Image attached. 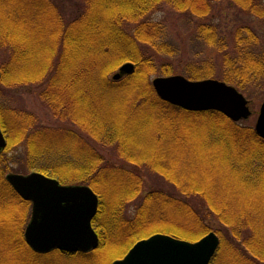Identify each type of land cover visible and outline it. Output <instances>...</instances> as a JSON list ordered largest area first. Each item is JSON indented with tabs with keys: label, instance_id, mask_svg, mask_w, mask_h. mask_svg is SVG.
I'll return each mask as SVG.
<instances>
[{
	"label": "trees",
	"instance_id": "obj_1",
	"mask_svg": "<svg viewBox=\"0 0 264 264\" xmlns=\"http://www.w3.org/2000/svg\"><path fill=\"white\" fill-rule=\"evenodd\" d=\"M224 2L246 18L233 29L210 21ZM163 5L195 18L199 39L220 56L200 68L189 65L186 77L216 78L250 98L249 84L264 80V45L248 19L264 24V0H0V127L7 137L0 208L11 211L7 226L0 223V258L6 247L9 264H112L116 246L127 253L153 229L197 241L210 232L209 216L229 229L218 232L221 244L210 264H264V140L221 113L186 111L157 96L149 76L158 67L145 49L155 38L145 29ZM162 48L153 49L170 52ZM125 62L135 64L134 73L112 80ZM28 86L42 87V103L63 126L39 125L2 92ZM93 143L161 176L177 194L154 188L139 200L143 179L137 170L109 162ZM22 145L19 169L86 184L97 193L98 250L39 254L27 245L29 202L4 179L10 150ZM130 203L136 210L127 218Z\"/></svg>",
	"mask_w": 264,
	"mask_h": 264
},
{
	"label": "water",
	"instance_id": "obj_2",
	"mask_svg": "<svg viewBox=\"0 0 264 264\" xmlns=\"http://www.w3.org/2000/svg\"><path fill=\"white\" fill-rule=\"evenodd\" d=\"M134 71L135 65L127 62L113 79L119 80ZM152 86L162 101L186 111H216L234 122L248 120L252 115L244 95L217 79L192 81L173 75L153 79ZM255 131L264 139V102ZM6 146L0 128V154ZM6 181L22 199L31 203V218L24 238L34 252L47 254L58 250L88 254L99 247L100 239L92 225L98 213L99 198L91 187L64 185L35 171L26 175L9 173ZM219 246L220 238L215 232L197 242L155 234L138 241L124 258L112 264H210Z\"/></svg>",
	"mask_w": 264,
	"mask_h": 264
},
{
	"label": "rangeland",
	"instance_id": "obj_3",
	"mask_svg": "<svg viewBox=\"0 0 264 264\" xmlns=\"http://www.w3.org/2000/svg\"><path fill=\"white\" fill-rule=\"evenodd\" d=\"M73 9H69V11H72ZM68 11V8H67ZM68 16V14H67ZM245 17L239 15L237 11L234 8V5H230L227 2L218 4L216 8L212 11L210 14V21L211 23L214 24H220L223 28H228V29H233L235 25L242 23V19ZM246 19V18H245ZM248 21L254 25L255 29L257 30L261 41L264 45V24L260 21H257L256 19L249 18ZM196 20L195 18L189 16V15H183L176 11L175 8L172 6L168 5H163L159 9H157L154 13L152 12L149 16V21L147 24L149 26L145 29L151 34H154L155 38L151 45V47L145 46V49L149 52V54L153 57V61L155 63V67H158L157 72H154V74H150L149 76V82H151L153 79L157 77H167V76H173V75H182L186 77V71H188V66L192 65L193 68H200V65L202 61L205 63H208L218 57L220 59V56H218L217 51L214 48H211L207 43H205L203 40L199 39L197 35V26H196ZM127 26L128 30L133 31L135 29V26L133 23H129ZM156 35V36H155ZM156 47V48H155ZM160 47H163L162 49H168L170 52H164V53H158L155 52L154 49H159ZM154 48V49H153ZM60 49V47H59ZM172 52V54H171ZM3 56H0V60L3 61L1 58ZM152 62V60H151ZM212 63V62H210ZM194 66V67H193ZM153 69L154 66H152ZM166 67V68H164ZM169 68L171 71L170 75H164L163 72H159V69L164 70ZM119 67L111 74V79L113 80V76L118 73ZM217 71V70H216ZM189 79V78H188ZM216 79V78H212ZM1 81V79H0ZM259 81V80H258ZM257 82V81H256ZM253 82L249 84L252 86L250 89L248 88L250 95V98L248 95L245 94V97L249 100L250 102V108L252 111V116L248 120H241L238 122H235L240 128L242 127H250L254 130L255 124L257 117L259 115L260 107L262 103L264 102V80L262 82ZM234 86V85H233ZM42 87L41 86H28V87H23L20 89H4L1 90L3 92L4 97L6 98V101L10 105H19L23 109H25L28 112L33 113L35 119L38 120L39 125L41 126H47V127H57V126H63L60 122H58L55 117H53L52 112L46 105H44L39 97L40 91ZM67 127V126H66ZM1 128V127H0ZM2 129V128H1ZM5 134V133H4ZM6 136V135H5ZM97 148H99V152L102 156L105 157L106 160L109 162H114L117 163V166L124 167L126 170L138 172L140 176L143 179V188H142V195L140 196L139 200L145 196V194L154 189H160L164 188L166 191L171 190L173 194H177L176 191L171 187V185L166 182L161 176H157L156 173L149 171L145 168L137 167L132 164L125 163L119 158H117L110 149L107 148H102V146L96 145L93 143ZM25 153V145L16 147L13 149V151L9 152V160L6 159L7 162H5L7 165V169L5 171L4 179L6 180V175L9 173H15V174H29L31 171L26 170V169H19L20 164L19 161L20 159L24 156ZM4 163V164H5ZM123 168V169H124ZM49 176V175H48ZM7 182V181H6ZM8 183V182H7ZM9 184V183H8ZM62 184L64 185H82L81 183H76V182H63ZM10 185V184H9ZM11 186V185H10ZM12 187V186H11ZM123 191H126L125 189H121ZM15 191V190H14ZM111 191V190H110ZM16 192V191H15ZM20 196V195H19ZM21 197V196H20ZM22 198V197H21ZM198 202L196 199L193 200ZM200 203V202H198ZM138 204V202H137ZM204 211L206 207H202ZM136 210V203L135 204H129V207L126 208L125 211V217L130 218L134 216ZM31 211H32V206L30 202L27 204V209L24 211V220L25 217L28 219V223L31 218ZM11 211L7 207H1L0 208V223L3 226H7L6 223L10 221L9 214ZM19 213V212H18ZM7 215L9 218H7ZM21 212L19 213V218H21ZM14 216V215H12ZM23 216V215H22ZM209 216L208 219H206V224L209 227L210 232H215L218 234L220 230H226L228 231L229 229L222 227L220 223L216 219H212ZM24 226V231L28 225ZM95 228V227H94ZM153 228H151L152 230ZM95 231L98 232L95 228ZM149 232V231H147ZM222 232V231H221ZM225 233V231H223ZM145 233V232H144ZM4 234V233H3ZM155 234H165L172 236L174 238L180 239V240H185L189 242H197V241H192L189 239H183V238H178L173 235H170L168 233H163V232H158L156 229H153L151 233L143 235L140 240L147 239L152 235ZM220 234V233H219ZM14 237L16 236L15 233L12 234ZM219 236V235H218ZM204 237V236H203ZM220 237V236H219ZM230 237V235H229ZM188 238V237H187ZM226 238V236H225ZM221 239V238H220ZM138 240V241H140ZM229 238L225 239V243H227ZM137 241V242H138ZM101 246V245H100ZM99 246V247H100ZM134 246V245H133ZM132 246V247H133ZM227 244L223 245V250L221 252L227 251ZM131 247V248H132ZM116 249L114 250V254H116L115 259L113 260H120L125 257L126 251H124V247H115ZM126 248V247H125ZM99 249V248H98ZM97 249V250H98ZM232 248H230L231 250ZM4 254L0 258V264H9V260L11 259V255L9 253H6L7 248L4 247ZM232 251V250H231ZM226 254V252H225ZM3 258V259H2ZM220 258V257H219ZM227 261V259H225ZM10 264H16V263H10ZM217 264V263H214Z\"/></svg>",
	"mask_w": 264,
	"mask_h": 264
}]
</instances>
